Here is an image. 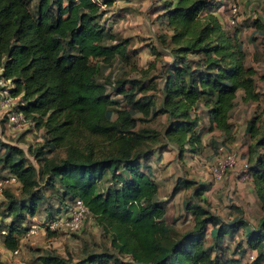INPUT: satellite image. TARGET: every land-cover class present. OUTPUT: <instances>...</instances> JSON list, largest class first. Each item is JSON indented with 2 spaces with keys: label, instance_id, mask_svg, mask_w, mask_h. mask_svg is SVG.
<instances>
[{
  "label": "trees",
  "instance_id": "obj_1",
  "mask_svg": "<svg viewBox=\"0 0 264 264\" xmlns=\"http://www.w3.org/2000/svg\"><path fill=\"white\" fill-rule=\"evenodd\" d=\"M103 1L113 6L117 0ZM33 3L0 0V79L13 85L10 94L19 99L15 111L45 134V145L35 153L39 169L19 146L0 147L1 170L14 175L21 186L19 197L6 193L3 213L11 221L0 228L7 232L5 247L12 252L21 248L17 234L28 231L22 228L27 217L37 215L49 200L46 191H52L65 210L50 213L47 222L81 200L110 238L112 251L90 252L80 264H237L223 246L241 230L245 238L237 251L248 249L263 259L264 111L252 115L242 135L241 159L248 163V180L260 207L257 224L246 220L235 204L231 210L237 216L224 219L204 197L210 185L184 180L183 187L194 188L185 207L192 215L191 228L176 234L153 175L152 159L161 161L166 145L156 148L160 135L136 130V112L150 117L154 102L136 100L135 87L140 92L145 88L120 79L115 92L130 105L123 108L99 80L103 65L131 59L130 40H118L104 27V11L92 0ZM220 4L224 5L215 0H160L154 7L160 27L154 44L168 50L172 67L160 90L161 107L153 116L167 115L169 125L162 137L183 153L186 148L201 149L204 120L208 130L217 131L219 140L227 143L234 136L238 100L260 104L258 70L247 64L240 32L230 31L229 22L235 19L219 13ZM258 27L264 29L263 23ZM150 49L159 54L154 46ZM58 150H64L65 157H56ZM5 176L0 171V181ZM177 192L178 188L173 194ZM38 261L72 264L51 253Z\"/></svg>",
  "mask_w": 264,
  "mask_h": 264
},
{
  "label": "rangeland",
  "instance_id": "obj_2",
  "mask_svg": "<svg viewBox=\"0 0 264 264\" xmlns=\"http://www.w3.org/2000/svg\"><path fill=\"white\" fill-rule=\"evenodd\" d=\"M160 0H117L113 6H106L101 23L106 29L110 28L118 40H130L127 49L130 60H118L112 65L101 67L99 80L107 85L108 95L120 102L123 108L130 109V105L124 100L122 95L115 92V87L120 79L134 81L139 87H144L143 92L135 87V99L147 101L148 98L154 102L153 112H157L161 107L162 96L160 90L163 88L165 80L172 67V56L163 47L156 46L155 35L160 31L156 24L157 14L154 11L156 3ZM220 4L218 9L227 19L235 22L230 24V31H239L246 52V62L249 66H254L258 70L257 88L260 90V104H245L238 100L237 109L234 113L236 121L234 136L227 143L219 140L217 131L208 130V121L202 122L201 129L202 145L201 149L192 151L189 148L181 152L175 145H171L163 139L162 135L169 125L167 115L158 114L144 118L141 113L136 112V130H152L160 135V141L155 146L159 148L166 145V150L161 153L162 160L153 158L154 179L161 188L160 199L167 207V222L175 228L176 234H183L191 228L192 215L188 214L185 207L193 195L194 188H185L180 182L184 180L196 181L200 185H210L205 192L212 210L226 220L235 217L231 210L233 204L238 205L243 210V217L251 224L256 225L261 214L259 213V203L254 193L250 181L246 179L243 171V160L234 167L227 169L221 179H217L212 174V165L217 148L224 145L231 152H236L241 158V153L245 142L242 135L247 121L256 113L264 111V29H259L258 23L264 25V0H234L231 4H225L226 0H215ZM38 0H34L36 6ZM261 21V22H260ZM154 46L159 54L151 51ZM131 88L132 85H128ZM0 87V95L3 93ZM15 110V109H14ZM10 108L3 106L0 99V147L1 145H13L22 148L29 163L36 168H40V161L35 157L38 149L45 145V134L27 125L19 123L17 127L9 121ZM114 113L112 114V117ZM4 152V150H2ZM243 154V153H242ZM56 157H65L64 150H58ZM159 156V154H158ZM1 171V176L8 175L7 171ZM239 173V177L231 179V173ZM216 179H215V178ZM178 188L177 194H173ZM6 193L19 197L21 195L20 184L9 185L0 191V228L10 223L11 218L5 216L4 205L7 200ZM49 200L35 217H27L22 228L28 231L32 226H36V233L28 235L27 232L18 233L21 248L18 254H13L4 245L3 235H0V264H42L38 258L46 254H57L69 259L72 264H80V261L90 252L112 251L110 238L107 237L95 224L91 215H88L79 231L71 233L67 230H51L47 228V220L50 213L55 214L60 207L56 194L46 191ZM237 216V215H236ZM174 223L176 225H174ZM245 235L241 230L234 240L227 241L224 249L226 255L236 259L237 264H264V258L259 259L257 252L248 251L245 245L242 251H237V246L243 245ZM211 240H208L209 245ZM163 244V241L161 242ZM125 261H128L124 257ZM110 264V263H109ZM113 264V263H111Z\"/></svg>",
  "mask_w": 264,
  "mask_h": 264
},
{
  "label": "built area",
  "instance_id": "obj_3",
  "mask_svg": "<svg viewBox=\"0 0 264 264\" xmlns=\"http://www.w3.org/2000/svg\"><path fill=\"white\" fill-rule=\"evenodd\" d=\"M92 1L99 5L102 10L106 7L103 0ZM0 87L3 88V93L0 95L1 102L4 107L10 108L11 111V113H9L10 123L15 127H17L19 123H22V125L33 127L34 124L30 120H28V118L23 113L14 110L18 104L19 99L13 98L10 94V90L13 88L11 81L0 79ZM240 159L241 158L236 152L227 150L224 145L220 146L214 157V164L212 165L213 176H215L217 179H221L224 172L227 169H230V167H234L235 165H237L240 162ZM248 168V163L244 161L243 171L245 173L246 179L249 178L247 174ZM16 184H19L18 179L14 175L8 174L0 181V191L2 192L3 189L9 185ZM88 214L89 210L86 205L81 200H77L76 202H74V204L71 205L68 212L62 214L56 219L48 221L46 223L47 228L54 231L64 228L71 233L77 232L83 226L84 220L88 216ZM36 230L37 227L32 226V228L28 232V235L36 233ZM6 234V230H0V235L5 236ZM18 252L19 250H16L13 252V254H18Z\"/></svg>",
  "mask_w": 264,
  "mask_h": 264
},
{
  "label": "crops",
  "instance_id": "obj_4",
  "mask_svg": "<svg viewBox=\"0 0 264 264\" xmlns=\"http://www.w3.org/2000/svg\"><path fill=\"white\" fill-rule=\"evenodd\" d=\"M0 73H1V71H0ZM3 91V90H2ZM233 122H234V125L236 124V121H234V116H233ZM236 126V125H235ZM154 169H155V167H154ZM230 177H231V179L233 178V177H239V173H234V172H232L231 173V175H230ZM234 179V178H233ZM250 184H251V182H250ZM251 186H252V184H251ZM252 188H253V186H252ZM254 189V188H253Z\"/></svg>",
  "mask_w": 264,
  "mask_h": 264
}]
</instances>
